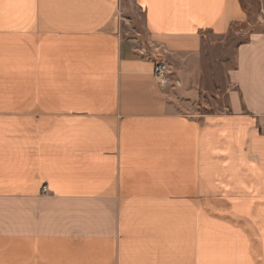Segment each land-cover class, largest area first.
Masks as SVG:
<instances>
[{
	"label": "crops",
	"instance_id": "0c3cea01",
	"mask_svg": "<svg viewBox=\"0 0 264 264\" xmlns=\"http://www.w3.org/2000/svg\"><path fill=\"white\" fill-rule=\"evenodd\" d=\"M255 4L0 0V264H264ZM213 37L218 111L191 101Z\"/></svg>",
	"mask_w": 264,
	"mask_h": 264
},
{
	"label": "rangeland",
	"instance_id": "374dc122",
	"mask_svg": "<svg viewBox=\"0 0 264 264\" xmlns=\"http://www.w3.org/2000/svg\"><path fill=\"white\" fill-rule=\"evenodd\" d=\"M252 8L253 12L250 14L252 18L249 23L243 29L240 27L234 32L238 39H245L252 30L254 31L264 26L261 16V5L258 7L255 4ZM220 41L216 37H213L207 43V48L203 49L202 54H204V57L201 63V74L199 76L197 72L192 73V87L196 91L194 93V100L190 99L194 104L199 102L200 104L209 105L215 111L223 109L218 104H221L225 99L224 96L228 87L227 71L235 63V48L238 43L237 40L227 41L226 43ZM168 70L171 82L175 81L177 84H180L179 80H175L172 77L171 70L169 68Z\"/></svg>",
	"mask_w": 264,
	"mask_h": 264
},
{
	"label": "built area",
	"instance_id": "2783aa9c",
	"mask_svg": "<svg viewBox=\"0 0 264 264\" xmlns=\"http://www.w3.org/2000/svg\"><path fill=\"white\" fill-rule=\"evenodd\" d=\"M167 64L163 61H157L154 66L155 77L162 82H171V77L169 76ZM46 192L48 190L47 186L43 187Z\"/></svg>",
	"mask_w": 264,
	"mask_h": 264
}]
</instances>
